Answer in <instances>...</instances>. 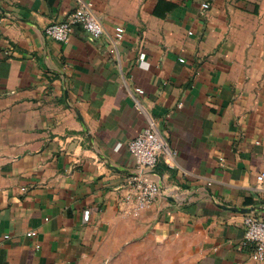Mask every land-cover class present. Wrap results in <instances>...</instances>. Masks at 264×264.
Segmentation results:
<instances>
[{
    "label": "crops",
    "instance_id": "0c3cea01",
    "mask_svg": "<svg viewBox=\"0 0 264 264\" xmlns=\"http://www.w3.org/2000/svg\"><path fill=\"white\" fill-rule=\"evenodd\" d=\"M84 1L103 35L62 42L45 27L77 0H0V264H264L240 210L264 219V0ZM148 116L185 200L132 215Z\"/></svg>",
    "mask_w": 264,
    "mask_h": 264
},
{
    "label": "built area",
    "instance_id": "2783aa9c",
    "mask_svg": "<svg viewBox=\"0 0 264 264\" xmlns=\"http://www.w3.org/2000/svg\"><path fill=\"white\" fill-rule=\"evenodd\" d=\"M204 8L209 3L202 4ZM76 26H81L93 38H99L104 33L100 18L94 13L92 5L84 0H77V6L63 20L50 22L45 27L46 34L57 40L66 42ZM125 28L121 25L115 29L114 44L119 45L124 38ZM183 60V59H182ZM139 93L143 90L138 88ZM135 108L144 112L143 106L136 99ZM128 148L136 160V171L126 182L116 188L119 200L125 205L123 213L136 215L150 207L157 196L164 194L182 203L185 193L178 186L162 184L154 177V168L162 155L173 156V152L162 135L157 120L148 116L147 125L142 131L128 142ZM264 174L258 176L259 180ZM245 229L244 244L250 248V258L255 261L264 260V219L253 213H247L243 219ZM35 232H29L33 235Z\"/></svg>",
    "mask_w": 264,
    "mask_h": 264
},
{
    "label": "water",
    "instance_id": "95a60500",
    "mask_svg": "<svg viewBox=\"0 0 264 264\" xmlns=\"http://www.w3.org/2000/svg\"><path fill=\"white\" fill-rule=\"evenodd\" d=\"M236 210H238L239 208H235ZM241 211H243V212H252V211H254L255 210V208L254 207H251V208H241L240 209Z\"/></svg>",
    "mask_w": 264,
    "mask_h": 264
}]
</instances>
